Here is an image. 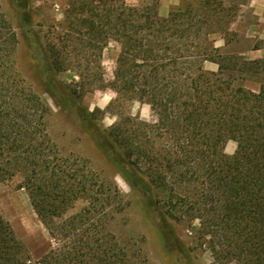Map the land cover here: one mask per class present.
Returning a JSON list of instances; mask_svg holds the SVG:
<instances>
[{
  "label": "trees",
  "instance_id": "obj_1",
  "mask_svg": "<svg viewBox=\"0 0 264 264\" xmlns=\"http://www.w3.org/2000/svg\"><path fill=\"white\" fill-rule=\"evenodd\" d=\"M67 6L61 34L45 42L37 38L43 70L51 75L45 92L52 96L57 74L75 70L79 81L64 87L67 95L55 102L79 111L84 130L106 158L128 165L156 206L185 202L181 217L199 220L197 240L208 244L214 256L264 264V80L257 90L244 85L264 69V59L223 55L214 47L210 35L221 1L184 0L165 17L157 13V0L135 6L125 0H67ZM4 24L0 16V69L8 68L15 47L14 33L3 36ZM109 42L116 44L118 55L106 81L99 59ZM205 60L215 62L217 71L204 70ZM9 85L0 83V146L2 139L9 141L10 171L24 174L39 220L50 236L58 233L65 241L32 260L0 214V264H145L136 245L140 241L124 239L118 246L102 225L84 227L88 211L54 223L82 173L73 168L77 162L65 158L49 165L42 153L47 148L39 126L42 115L36 111L40 97L26 96L23 112L13 101L15 94L6 98ZM106 87L117 99L121 95L148 104L154 123H139L130 133L119 125L102 130L93 124L79 99ZM229 139L236 149L225 156ZM7 172L0 167V173ZM167 210L160 211L163 229Z\"/></svg>",
  "mask_w": 264,
  "mask_h": 264
},
{
  "label": "rangeland",
  "instance_id": "obj_2",
  "mask_svg": "<svg viewBox=\"0 0 264 264\" xmlns=\"http://www.w3.org/2000/svg\"><path fill=\"white\" fill-rule=\"evenodd\" d=\"M220 1L221 8L213 25L215 32L210 35L214 47L223 55L248 60L264 59V56L247 55L248 50L264 46V23L261 20L264 16V0H253L252 5H249V0ZM152 2L146 0L142 4ZM67 7V0H0V16L5 21L3 36L8 35L6 33L15 34V47L8 68L0 69L1 85L10 84L6 98L15 94L13 101H17L16 106L22 107L24 112L27 110L24 108L27 105L25 97L38 95L41 107L36 108V111L42 115L39 126L45 135L42 138L43 146L47 148L42 153L47 162L52 166L58 164L59 158L69 159V163L77 162L73 168H78L82 173L70 202L54 215V223L60 224L88 211L84 213V227H89L91 223L102 225L101 231L112 236L118 246L124 239L135 243L140 241L136 245H141L145 264H237L233 260L214 256L208 244L197 240L199 220L186 219L180 215L185 202L181 204L174 199L173 206L159 203L158 208L151 193L133 180L128 165L106 158L84 130L79 111L67 108L65 103L56 104L55 100L67 95L64 87L73 88L79 81L75 70L68 69L57 74L52 96L45 92L51 75L43 70L37 38L45 42L61 34L60 26L63 25ZM117 55L118 48L114 42H109L101 51L99 63L106 81L112 78ZM202 67L212 72L218 69V65L210 60L203 61ZM261 80H264V69L244 85L257 90L258 81ZM79 101V107L90 112L91 122L102 130L119 125L121 131L130 133L131 129L141 126L139 123H154L148 104L127 100L121 95L117 99L110 87L85 92ZM136 141L140 142V139ZM8 142L2 139L0 146V167L9 171L0 173V214L8 222L15 237L24 244L31 259L37 260L50 249L63 245L65 239L58 233L54 237L50 236L30 203L23 182L24 174L10 171L14 170L11 160L13 154L12 149L7 148ZM235 149L236 142L229 139L222 153L231 156ZM150 188L155 192V188ZM161 195L166 198L167 192ZM167 208L169 214L165 215L164 220L167 228L163 229L160 211H166Z\"/></svg>",
  "mask_w": 264,
  "mask_h": 264
},
{
  "label": "crops",
  "instance_id": "obj_3",
  "mask_svg": "<svg viewBox=\"0 0 264 264\" xmlns=\"http://www.w3.org/2000/svg\"><path fill=\"white\" fill-rule=\"evenodd\" d=\"M145 1L146 0H125V2L131 6H135V5L145 3ZM182 1H184V0H157V13L160 16H166L172 8L178 6ZM252 1L253 0H249V5H252ZM261 20L264 23V16H263V18H261ZM263 29H264V25H263ZM247 55L249 57L264 56V46L261 48H258V49L248 50ZM210 69L215 70L214 67H210Z\"/></svg>",
  "mask_w": 264,
  "mask_h": 264
}]
</instances>
